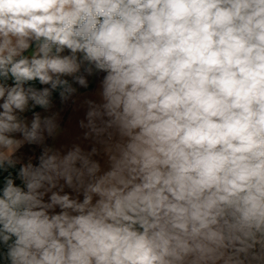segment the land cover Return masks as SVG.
Instances as JSON below:
<instances>
[{
    "label": "clouds",
    "instance_id": "9594fccd",
    "mask_svg": "<svg viewBox=\"0 0 264 264\" xmlns=\"http://www.w3.org/2000/svg\"><path fill=\"white\" fill-rule=\"evenodd\" d=\"M0 264H264V0H0Z\"/></svg>",
    "mask_w": 264,
    "mask_h": 264
}]
</instances>
